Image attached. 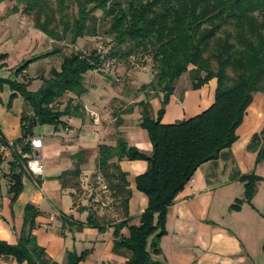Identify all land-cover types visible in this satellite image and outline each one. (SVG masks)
<instances>
[{"label": "trees", "instance_id": "obj_1", "mask_svg": "<svg viewBox=\"0 0 264 264\" xmlns=\"http://www.w3.org/2000/svg\"><path fill=\"white\" fill-rule=\"evenodd\" d=\"M6 1L12 2L11 13H22L34 29L53 41L74 45L80 37H97L101 21L106 25L102 33L108 42L105 52L93 48L63 54L52 46L50 51L22 59L11 69V75L0 77V86L7 84L11 97L19 94L30 107V113L20 118L22 138L17 144L21 151L13 150L8 161V192L12 199L21 189L20 177L25 172L22 154L29 151L33 128L41 123L65 129L68 124L61 117L80 114L81 107L73 106L72 99L63 108L59 106L60 99L69 92L76 97L87 93L85 74L93 69L108 71L110 66L129 62L131 57L151 60L154 79L139 87L146 99L135 103L140 107L139 125L148 133L151 152L146 154L118 137L113 145H97L95 167L96 175L124 217L115 225L113 244L115 249L123 247L130 251L124 264H157L152 255L159 252V239L166 232L167 208L200 164L216 158L234 143L253 95L264 93V0H0ZM57 54H61L59 70L52 66L48 76L40 77L37 90L28 89L32 79L23 76V72L29 64ZM6 58L7 53H0V69L6 66ZM107 61L112 62L108 68ZM185 73L192 89L214 78V101L193 117L162 123L161 115L175 87L178 92L187 87L181 81ZM151 92V96L161 93L163 106L156 114L149 103ZM247 149L256 152L257 162L264 160V126L253 134ZM86 154L82 149L73 155L74 167L58 176L63 185L70 178L79 177ZM122 159L147 162L146 169L135 178V187L146 195L148 204L139 216V224L128 225V237L118 232L130 220L127 202L131 189L118 163ZM241 179L244 199L250 201L261 177L251 173ZM37 215L35 207L25 206L17 242L9 244L0 238V259L59 264L47 257L30 233ZM86 219L87 224L98 227L91 214ZM88 252H68L65 262L78 264Z\"/></svg>", "mask_w": 264, "mask_h": 264}, {"label": "crops", "instance_id": "obj_2", "mask_svg": "<svg viewBox=\"0 0 264 264\" xmlns=\"http://www.w3.org/2000/svg\"><path fill=\"white\" fill-rule=\"evenodd\" d=\"M30 35L27 31L22 32L20 38H14L18 47L11 43L7 49L1 48L3 43L0 40V53H7L4 61L6 66L0 69V77L6 78L12 74L11 69L18 64L9 62L11 53H14L13 48L22 50L25 47L23 41H29L32 37ZM44 38L52 42V39L46 36ZM29 47L31 50L36 49L35 42ZM49 58L37 59L23 72L24 76L33 67H41L42 73L29 74L32 81L28 89L36 84L30 90H37L41 84L40 77L47 76L53 64H49ZM60 61L58 60L59 63ZM36 62H44L45 66H39ZM53 67L58 69L55 64ZM99 75L95 73L94 76ZM17 79L23 80L21 76ZM209 81L196 89L187 86L178 92L175 87L164 107V123L193 117L208 108L214 101L216 88L215 79ZM100 87L92 82L88 92L80 97L66 93L67 100L72 99L73 106L81 107L79 115L61 117L68 124L67 128L55 125H41L38 131V125L33 128L32 136L42 137L40 156L44 173L37 182L23 172L20 177L21 189L13 199L8 192L11 185L8 179V161L12 155L0 154V238L9 244L17 242L24 224L25 206L31 204L38 215L34 218L35 226L30 233L35 237L36 243L45 249L47 257L59 264H66V254L72 251L78 254L89 251L78 264H124L130 255L129 250L123 247L115 249L113 246L115 225L124 220L121 208L112 201L109 193L100 190L99 182L97 188H92L88 180L97 174V145H113L118 137L125 138L129 143L126 130L129 125H133L131 114L136 111L139 112L137 121H140V107L135 105L136 101L121 97L116 90L110 93L107 86ZM11 93L8 85L0 86V143L12 142V150L21 151L17 142L22 138L20 118L23 110L17 107L12 112L9 108L11 106L15 109L16 102H21L22 99L19 94L11 97ZM65 103L59 104L60 108ZM130 104L132 109L123 111ZM91 112L98 121L94 122ZM262 126L264 93L258 92L253 95L238 126L234 143L219 152L216 158L200 164L167 208L164 224L166 232L159 239V252L152 255L157 264H264V189L261 188L264 173H259L264 160L257 162L256 152L247 149L253 134L259 132ZM82 149L87 154L80 165L79 177L70 178L63 185L58 176L74 167L73 155ZM151 149L152 145L140 148L146 154ZM46 153L51 164L44 162L43 155ZM118 163L126 173L128 187L131 189L127 202L130 220L127 225L118 229V232L128 237V225L139 224V216L148 204L146 195L135 187V178L146 169L147 162L141 159H122ZM251 173L257 174L261 179L256 182L257 188L251 200L246 201L241 177ZM93 199L101 200L104 205L94 203ZM89 214L101 228L87 224ZM150 239L151 237L148 238L147 245ZM0 264L26 262L18 263L9 257L1 258Z\"/></svg>", "mask_w": 264, "mask_h": 264}, {"label": "rangeland", "instance_id": "obj_3", "mask_svg": "<svg viewBox=\"0 0 264 264\" xmlns=\"http://www.w3.org/2000/svg\"><path fill=\"white\" fill-rule=\"evenodd\" d=\"M12 6V2L6 1V2H0V40H2L1 42L2 47L1 48H8V45H10L11 43L13 45H15V39L14 38H20L21 37V33L22 32H29L31 33L30 36L31 39L28 41L27 39H25L24 45L25 47H22V50L16 49L15 47H18V44L15 45V47L13 48L14 53H11L12 56L9 60V62L12 63H19L20 60L25 59V58H30L32 56H36L40 53L46 52V51H50V47H56L61 49V53H70L72 50L75 51H90L93 50V48L95 49H100L99 47H103L105 49V51L107 50V45L108 42L106 41V35L104 33H102V30H104V28L106 27V25H103V23L100 21V25H99V35L96 36H92V37H80L78 38V40L76 41V43L74 45L71 44H67L65 41L64 42H60V41H53L52 42H48V40L46 38H44L42 32H40L39 30H37L36 28L34 29L33 24L31 22V20L29 18H27L26 16H24L22 13H11L10 12V7ZM97 16L101 15L100 11H97ZM34 33V34H32ZM11 38H8V37ZM33 38L35 40H33ZM5 39H7L5 41ZM35 42L36 45V49L31 50L29 46H32V44ZM50 43V44H49ZM23 45V44H22ZM20 47V46H19ZM29 47V48H28ZM10 51V50H9ZM11 52V51H10ZM22 56V57H21ZM134 59H129V62H122L121 64H119L117 67H109V70H103V69H93V71H89L85 74V84L87 85V89L90 87V84L92 82H95V84H97V86H101L100 88H102V86H107V90H109L110 93L114 92V90L117 91V93L121 96V97H126L127 99L136 101L139 99H146L144 96V92L139 89V87L143 84H148L149 82H151V80L154 79V72H153V68H152V62L148 57H133ZM58 60H61V54H57L55 55V57L50 56L49 59H47V61L51 64L52 66H57L58 70H59V62ZM39 63L40 65H44V62H36V64ZM106 69V68H105ZM38 70V71H37ZM45 71V70H44ZM103 71H107L103 72ZM37 73H42L41 71V67H33L32 70H30V73H25V77L29 78V74L30 75H35ZM49 73V72H48ZM47 73V76H48ZM95 73L100 74L98 77L94 76ZM97 77V79H96ZM31 79V78H30ZM94 80V81H93ZM181 81H185L186 85H189V75L187 73L183 74V76L181 77ZM211 81H209V85ZM7 85V84H4ZM36 87V84H33V86L31 88ZM30 88V89H31ZM153 94V92H151L150 94V100L149 103L152 107V110H154L155 114L157 112V110L159 108H162L163 104L161 102V93L158 94V96L154 95L151 96ZM21 97V96H20ZM115 97V95H114ZM21 102H16V108L13 109L10 106V111H16L17 107H21L23 110V115L24 114H29L30 113V107H28V105L26 104L25 100L21 97ZM67 100V94L65 96H63L60 99V104L65 103ZM134 102V103H136ZM131 105V104H130ZM129 105V106H130ZM128 108L125 107L123 109L127 110ZM167 114V113H166ZM139 115V112H135L134 114H131V118L133 119V125H129L127 127V134H128V145L130 146H134L138 149H143L146 148L147 146H150V141H149V137H148V133L147 131H145V129L143 127H141L139 125V119L137 121V118ZM135 116V117H133ZM163 116V114L161 115V117ZM139 118V117H138ZM136 119V120H134ZM164 117L161 118V122L164 123L165 121H163ZM41 125H50V124H38V127H36V131H38V128ZM44 158V162H48L50 163V159L47 156V153L43 155ZM51 164V163H50ZM137 165V164H136ZM135 165V166H136ZM258 170V169H257ZM259 173H264V162L261 163L260 168H259ZM93 177L89 178V184L92 186V188H97L98 187V182H99V178L96 177V175H92ZM261 188L264 189V182L261 183Z\"/></svg>", "mask_w": 264, "mask_h": 264}, {"label": "built area", "instance_id": "obj_4", "mask_svg": "<svg viewBox=\"0 0 264 264\" xmlns=\"http://www.w3.org/2000/svg\"><path fill=\"white\" fill-rule=\"evenodd\" d=\"M100 49H97L98 52H105V49L103 47H99ZM131 59H134L131 57ZM112 62L107 61L106 67L110 66ZM90 115L93 117L94 122L98 121L95 114L93 112L90 113ZM42 147V137L41 136H32L29 138V151L25 152V154H22V156L25 158V162L23 163V169L25 173L30 175L32 178H34L36 181L41 180V177L44 173V164L42 163V158L40 156V148ZM13 143L12 142H5L0 143V154L3 156L10 155L13 151ZM20 152V151H18ZM99 178L100 183V190L103 192L109 193V190L107 189L106 185L101 181V178ZM38 182V181H37ZM94 203H100L104 205V203L99 199H93Z\"/></svg>", "mask_w": 264, "mask_h": 264}]
</instances>
